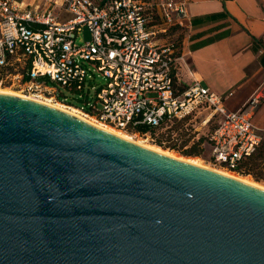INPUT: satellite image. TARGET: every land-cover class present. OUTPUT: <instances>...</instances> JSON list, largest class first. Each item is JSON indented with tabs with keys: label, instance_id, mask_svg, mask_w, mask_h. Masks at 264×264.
I'll use <instances>...</instances> for the list:
<instances>
[{
	"label": "water",
	"instance_id": "1",
	"mask_svg": "<svg viewBox=\"0 0 264 264\" xmlns=\"http://www.w3.org/2000/svg\"><path fill=\"white\" fill-rule=\"evenodd\" d=\"M0 264H264V191L0 94Z\"/></svg>",
	"mask_w": 264,
	"mask_h": 264
},
{
	"label": "built area",
	"instance_id": "2",
	"mask_svg": "<svg viewBox=\"0 0 264 264\" xmlns=\"http://www.w3.org/2000/svg\"><path fill=\"white\" fill-rule=\"evenodd\" d=\"M184 17L185 0H0V85L55 98L51 82L77 93L85 114L116 128L145 126L151 132L143 134L174 141L191 133L206 145L208 163L234 172L262 139L264 130L251 122L259 98L227 111L221 94L196 78L181 81L177 47L165 35ZM83 27L89 38L77 43ZM94 72L102 84L91 85Z\"/></svg>",
	"mask_w": 264,
	"mask_h": 264
},
{
	"label": "crops",
	"instance_id": "3",
	"mask_svg": "<svg viewBox=\"0 0 264 264\" xmlns=\"http://www.w3.org/2000/svg\"><path fill=\"white\" fill-rule=\"evenodd\" d=\"M16 1L24 6L44 4V0ZM60 17L66 15L60 11ZM173 37L181 81L196 78L209 91L221 94L227 111L257 95L251 122L264 130V0H185L180 26L165 35Z\"/></svg>",
	"mask_w": 264,
	"mask_h": 264
},
{
	"label": "rangeland",
	"instance_id": "4",
	"mask_svg": "<svg viewBox=\"0 0 264 264\" xmlns=\"http://www.w3.org/2000/svg\"><path fill=\"white\" fill-rule=\"evenodd\" d=\"M88 38H89L88 30L86 27H83L80 30L79 34L77 35L75 41L77 43H79L83 40H87ZM167 40L173 42L175 45V41H177V38L173 37V38H168ZM94 75H95V77L93 80H91V85L96 86V85L102 84L104 82L103 79L100 77V75L97 72H94ZM47 85L48 86H54L57 89V92H59L58 98L60 100L64 101L63 103L68 102V103H71L73 105L83 106V100L80 97L79 98L77 97V93L69 92L65 88H63L62 86H59L58 84H53L51 82H47ZM0 87H6L12 91H17V92L24 94V95H30V94L34 93V94H39V95L44 96V97L51 98L52 100H56L53 95H50V93L43 92L41 90H37V91L31 90L29 93L24 92L23 85L2 84V85H0ZM92 96H93V89H90L88 98L89 97L91 98ZM65 104H67V103H65ZM67 105H69V104H67ZM87 115H90V114H87ZM107 125H109V124H107ZM110 126H112V125H110ZM121 130L129 133L134 138H139L141 140H145L148 143L158 145V146H160L164 149H167L169 151H172V152H174L177 155H180L182 157H198L202 161V163L206 164L207 166L212 167V168H217V167L212 166L210 163L207 162L206 145H202V138L199 139L198 141H195V139L190 138L192 136L191 133H180L176 136V140L174 141V140H170L168 135H164L162 138H157V137H154L152 135L149 136L147 134L139 133L134 129H130V130L121 129ZM156 142H158V144ZM189 152L196 153V155L195 154H187ZM256 153L257 154L252 159V160H254V162H256V166L252 167L248 171V173H245V174L236 173V172H233V173H236V174H239L242 176H248L251 179H253L254 181H257L258 183L264 185V144L262 145L261 148H259L257 150ZM218 169H221V168H218ZM253 176H256L257 179H255Z\"/></svg>",
	"mask_w": 264,
	"mask_h": 264
},
{
	"label": "bare ground",
	"instance_id": "5",
	"mask_svg": "<svg viewBox=\"0 0 264 264\" xmlns=\"http://www.w3.org/2000/svg\"><path fill=\"white\" fill-rule=\"evenodd\" d=\"M0 94L15 96L18 98L30 100V101L37 102V103H41L43 105H46L47 107H50V108L56 109L58 111H61L65 114H68V115L80 120L81 122L93 127V128L99 129L103 132L109 133L115 137L123 139V140H125V141H127L133 145L139 146L141 148L147 149V150L152 151V152H156L158 154L165 155V156L173 158V159H177V160L187 162V163L194 165L196 167L209 170L211 172H214V173L220 174L222 176L237 180L243 184H246V185H249V186H252V187H255L257 189L264 191V185L263 184H260L257 181H254L253 179H251L248 176H242V175L227 171L225 169L212 168V167H209L206 164L202 163V161L198 157H182V156L177 155L176 153L169 151L167 149H164L158 145L148 143L145 140H141L139 138H134L129 133H127L121 129H118L116 127L107 125V124L95 119L93 116L85 114L84 112H82L81 110H79L78 108H76L74 106L67 105V104L60 102V101H57V100H52L51 98L44 97V96H41L39 94L33 93L30 95H24V94H21L17 91H12L6 87H0Z\"/></svg>",
	"mask_w": 264,
	"mask_h": 264
},
{
	"label": "trees",
	"instance_id": "6",
	"mask_svg": "<svg viewBox=\"0 0 264 264\" xmlns=\"http://www.w3.org/2000/svg\"><path fill=\"white\" fill-rule=\"evenodd\" d=\"M177 27H178V26H176V25H174V26H170V28H168V30H167V34L171 35L172 33H174V31L176 30ZM58 97H59V92H57V95L55 96V99H56L57 101L64 102V101L60 100ZM65 103H67V104H69V105H72V106H74V107H77V108H81V109L84 110L85 112L87 111V110L84 109L81 105H80V106H77V105H73V104L68 103V102H65ZM130 129H134V130H136L137 132L142 133V134H143L144 132H146V131L151 132V130H150L148 127H145V126H135V127H127V128H125V130H130ZM156 143L158 144V142H156ZM263 144H264V132L262 133V139H261V141H260L259 146L256 148V150H255L250 156H248V157L242 159L241 162L238 163V165H237V167L235 168L234 172H236V173H241V174H245V173H248V171H249L252 167L256 166V162H254V160H252V159H253L254 156L257 154V153H256L257 150H258L259 148H261ZM187 154H195V155H196V153H193V152H189V153H187ZM253 177H254L255 179H257L256 176H253Z\"/></svg>",
	"mask_w": 264,
	"mask_h": 264
}]
</instances>
